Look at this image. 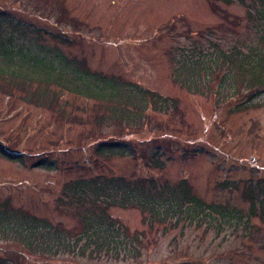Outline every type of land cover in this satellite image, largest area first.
Listing matches in <instances>:
<instances>
[{
    "label": "rangeland",
    "instance_id": "rangeland-1",
    "mask_svg": "<svg viewBox=\"0 0 264 264\" xmlns=\"http://www.w3.org/2000/svg\"><path fill=\"white\" fill-rule=\"evenodd\" d=\"M259 7V0H0L1 27L178 104L174 113H149L150 124L131 133L100 121L103 105L93 99L53 89L49 95L61 104L54 110L0 81V146L18 155H0L1 202L72 225L73 209L57 197L64 183L79 177L184 179L204 201L243 211L250 206L245 192L255 195L256 215L246 229L163 232L143 224L139 209L113 207L111 215L129 230L144 232L138 258H45L13 247L8 252L19 264H264V93L236 111V101L223 100L227 87L214 94L215 83H201L189 91L173 72L174 58L194 45L254 44L262 29ZM101 141L136 143L140 152L100 157L95 146ZM154 151L162 153V168L146 165Z\"/></svg>",
    "mask_w": 264,
    "mask_h": 264
},
{
    "label": "trees",
    "instance_id": "trees-1",
    "mask_svg": "<svg viewBox=\"0 0 264 264\" xmlns=\"http://www.w3.org/2000/svg\"><path fill=\"white\" fill-rule=\"evenodd\" d=\"M259 1L261 7L255 15L262 29L257 41L245 46L232 45L225 50L209 40L205 49L194 45L190 50H182L174 58L173 67L175 79L182 86L192 91L201 83L207 87L215 83L214 94L227 87L229 93H225L223 100L236 101V111L252 106L253 100L264 93V0ZM2 23L0 81L8 91L13 88L23 91L28 101L60 109L58 97L49 95L53 89L93 99L103 105L100 121L122 126L131 133H138L150 124L149 113H174L178 109L176 98L92 71L84 62L57 48L46 49L36 38L26 40L15 29L1 27ZM156 126L160 128L159 124ZM135 152H140L136 143L128 147L126 142L101 141L95 146L97 156L106 158L115 153ZM161 154L151 153L146 165L162 168ZM0 155L18 156L1 146ZM246 194L250 206L243 211L204 201L184 179L171 184L152 175L74 178L63 184L57 197L59 205L73 209L76 223L72 225L37 216L8 200L0 201V264H19L15 252L12 250V255L8 252L13 247L45 258L59 255L124 261L138 258L144 232L129 230L111 215L113 207L137 208L142 213L143 224L162 228L163 232L188 226L209 229L216 235L229 226L246 229L250 217L256 215L255 195L251 190Z\"/></svg>",
    "mask_w": 264,
    "mask_h": 264
}]
</instances>
